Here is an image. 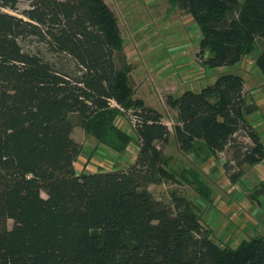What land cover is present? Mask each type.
<instances>
[{
	"label": "trees",
	"instance_id": "obj_1",
	"mask_svg": "<svg viewBox=\"0 0 264 264\" xmlns=\"http://www.w3.org/2000/svg\"><path fill=\"white\" fill-rule=\"evenodd\" d=\"M17 1L0 0V264H264V237L222 246L183 195L172 192L166 203L148 190L172 174L155 143L170 130L116 64L121 32L107 3L29 0L17 9ZM174 2L200 29L205 66L235 64L264 39V0ZM256 66L264 76V51ZM165 101L177 113L181 151L209 157L232 149L222 164L230 181L243 173H230L234 165L264 158L246 119L255 105L246 101L244 76L220 74ZM112 102L131 110L135 158L126 168L77 173L75 125L102 140L114 128L117 150L129 143L112 122L119 108ZM238 128L249 143L235 141ZM256 193L264 195V180Z\"/></svg>",
	"mask_w": 264,
	"mask_h": 264
},
{
	"label": "rangeland",
	"instance_id": "obj_2",
	"mask_svg": "<svg viewBox=\"0 0 264 264\" xmlns=\"http://www.w3.org/2000/svg\"><path fill=\"white\" fill-rule=\"evenodd\" d=\"M104 1L114 11L121 32V42L115 50L118 68L127 72L136 97H144L147 105L162 111L170 130L165 140L155 143L162 151L164 166L172 169V174H167L160 183L149 184L148 190L166 203H171L172 192L183 195L204 223L203 228L210 238L222 246L236 245L254 236L264 237V195L256 193V188L264 180V158L254 164L234 165L230 173L239 168L243 173L232 182L222 166L231 157L230 147L209 157L201 151H187L184 155L176 153L173 136L174 127L178 124L177 113L165 101L168 94L179 95L180 90L186 87L181 76L196 89L220 74H240L245 78L246 101L255 105V110L246 115L247 122L261 133L264 146V76L256 66L257 56L264 51V39L257 37L250 51L237 63L212 70L205 66L198 53L202 37L199 27L174 0ZM28 3L29 0H18L17 9L26 7ZM5 10L18 14L14 10ZM22 44L24 48L28 47V42ZM207 55L208 51L204 50L203 58ZM112 116L113 124L129 137L127 151L121 155L123 151L117 150L120 146L114 128H109L102 140L97 139L87 126L75 125L71 135L79 145L75 161L77 173L88 172V169H122L131 164L137 146L131 110L117 108ZM234 133L235 141L244 145L250 142L239 128ZM229 164L233 165V162L229 161ZM195 176L202 181V184L197 182L195 185L199 192L194 189L193 183L198 178ZM203 181L210 188L209 195ZM11 225L12 221L8 220V226Z\"/></svg>",
	"mask_w": 264,
	"mask_h": 264
},
{
	"label": "crops",
	"instance_id": "obj_3",
	"mask_svg": "<svg viewBox=\"0 0 264 264\" xmlns=\"http://www.w3.org/2000/svg\"><path fill=\"white\" fill-rule=\"evenodd\" d=\"M180 48L182 49V47L180 46ZM182 53V52H181ZM180 56H182V55H180ZM233 65V64H232ZM226 65H224V66H217L216 67V69L218 68V67H225ZM215 67H211V69L213 70ZM183 79L182 80H184V84H186L185 86L186 87H184V89H182L183 91L184 90H186V89H193V90H198V89H200L202 86L200 85V87L199 88H196L195 89V87H193L192 85H190L189 83H188V81L187 82H185V80L187 79V78H184V76H181ZM217 76H215L214 78L212 77V79L210 78L208 81H205L206 82V84H210V83H212L214 80H215V78H216ZM245 79V78H244ZM190 85V86H189ZM147 87V86H146ZM182 90H180L181 92H183ZM179 91V92H180ZM181 92L179 93V94H181ZM175 96H178V95H175ZM143 100H144V102L146 103V99H144V97H141ZM256 103V102H255ZM149 104V103H148ZM147 105V104H146ZM148 106H151V105H148ZM151 107H153V108H155V109H157L158 111H160L161 113H162V111L160 110V109H158L157 107H155V106H151ZM162 115H163V113H162ZM162 119H163V121H164V116L162 117ZM253 128H254V126H252ZM258 134H259V136L261 137V133L260 132H258ZM173 140H174V144H175V147H176V153L178 152V154H183L184 155V153H186V152H183V151H181L179 148H178V143H177V141H176V139H175V136H173ZM125 151H127V148H125L124 150H123V152L121 153V155L122 154H124V152ZM136 151H137V146L135 147V154H134V158H135V155H136ZM172 155H175V154H173L172 153ZM134 158L132 159V161L134 160ZM210 159H212V158H210ZM174 160V158L172 159V161ZM131 161V162H132ZM88 171H94V170H90V169H88ZM96 171V170H95ZM99 171V170H98Z\"/></svg>",
	"mask_w": 264,
	"mask_h": 264
},
{
	"label": "built area",
	"instance_id": "obj_4",
	"mask_svg": "<svg viewBox=\"0 0 264 264\" xmlns=\"http://www.w3.org/2000/svg\"><path fill=\"white\" fill-rule=\"evenodd\" d=\"M113 104H115L117 107H119L116 103H114V102H112ZM119 108H121V107H119Z\"/></svg>",
	"mask_w": 264,
	"mask_h": 264
}]
</instances>
